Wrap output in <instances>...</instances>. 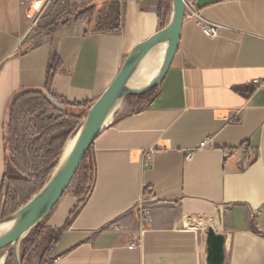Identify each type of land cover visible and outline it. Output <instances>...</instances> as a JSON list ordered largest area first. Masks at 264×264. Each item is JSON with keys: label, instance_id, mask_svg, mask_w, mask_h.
<instances>
[{"label": "crops", "instance_id": "0c3cea01", "mask_svg": "<svg viewBox=\"0 0 264 264\" xmlns=\"http://www.w3.org/2000/svg\"><path fill=\"white\" fill-rule=\"evenodd\" d=\"M31 1L0 0V192L12 96L45 88L56 64L51 93L93 104L171 16L170 8L162 27L160 0H66L115 3L118 28L100 30L97 15L40 34L25 14ZM200 19L217 24L218 36H205ZM254 80H264V0H187L155 97L94 141L95 184L78 214L70 220L71 191L43 221L55 234L51 264H207L209 228L226 238L223 264H264V87Z\"/></svg>", "mask_w": 264, "mask_h": 264}, {"label": "rangeland", "instance_id": "374dc122", "mask_svg": "<svg viewBox=\"0 0 264 264\" xmlns=\"http://www.w3.org/2000/svg\"><path fill=\"white\" fill-rule=\"evenodd\" d=\"M105 2L106 1H101L102 9H98L97 3H89L77 8H71L66 0L55 1L45 10L41 19L38 21L36 26L33 27V31L40 34L50 33L57 24L70 21L75 17L88 20L89 18L93 19L97 15H99L98 20L104 24L102 29H110L119 23V8L115 5V3H110V1L107 2L108 6L106 7L104 4ZM91 105L92 103L89 104V106ZM139 107L140 103H138V101L126 97L117 107L110 121L114 120V118L122 112H125V110L136 111ZM82 111V109H70V112L74 113ZM9 121L10 117L9 113H7L5 121V130L8 141L6 167L7 177L3 188V196L1 200L2 204H4L6 200L9 189L12 191L20 189L21 195L24 194L22 196L25 197L24 200L27 202L36 193H38L40 191L38 190L41 186L40 183L42 184V182L48 177L49 179L51 178L54 170L60 162L67 142L76 134L82 124V121H80L78 124H74L71 128H62L64 117H62L58 112L54 111L52 108L38 109L35 115H25L19 121L17 127L18 137H16V141L19 143L20 150L19 152H13ZM64 135L67 140L61 150L57 162L54 163L52 159L49 161L52 155H50V153L53 151V146L57 144V142H59ZM85 157L65 193L71 191L75 192V190L81 186L80 184L84 174L82 164L83 162L90 163V149L87 151ZM46 170L47 172L51 170V174H49V176L46 174L45 176L42 175ZM14 180L18 182H13ZM6 218H3L0 222L4 221ZM25 238H31V243L25 248L24 252L21 251L20 246L21 264L52 263L51 247L55 238L54 233L45 231L42 223L37 230L34 229ZM5 253L7 257L4 264H16L13 247L1 250L0 256H3Z\"/></svg>", "mask_w": 264, "mask_h": 264}, {"label": "water", "instance_id": "95a60500", "mask_svg": "<svg viewBox=\"0 0 264 264\" xmlns=\"http://www.w3.org/2000/svg\"><path fill=\"white\" fill-rule=\"evenodd\" d=\"M187 0H171V16L167 26L147 40L139 43L129 54L120 72L104 93L90 106L82 120L77 140L67 159L58 164L49 181L26 204L9 215L4 221L14 224L0 235V251L13 247L16 264H21L20 246L30 234L49 215L53 207L64 195L77 173L87 151L110 123H106L124 98L130 95H143L158 87L163 81L172 59L177 52ZM166 43L162 65L157 75L141 88H129L128 82L144 57L155 47ZM48 100L58 108L64 105L46 92ZM60 163V162H59ZM207 264H223L225 260V236L209 228L207 232Z\"/></svg>", "mask_w": 264, "mask_h": 264}, {"label": "trees", "instance_id": "16d2710c", "mask_svg": "<svg viewBox=\"0 0 264 264\" xmlns=\"http://www.w3.org/2000/svg\"><path fill=\"white\" fill-rule=\"evenodd\" d=\"M171 0H160L159 3V9H158V16L161 21L162 27L165 26L166 17L170 11ZM119 15V13H118ZM119 23L106 30H114L118 28ZM97 27L100 30H103L104 24L101 23V21L98 22ZM56 64H53L51 67H49L48 74H47V84L45 88H28V89H22L19 92L15 93L12 98L10 99L8 106H7V113H9L10 117V128H11V145L13 152H19V143L16 141V137H18V124L19 121L25 116V115H35L37 113L38 109H45V108H52L54 111L58 112L62 117H64V121L62 122V128H71L74 124H78L80 121L83 120L84 116L86 115L88 109L90 108L89 102H75L70 103L64 100H59L54 94L50 91V85L54 78V75L56 74ZM46 92L49 93L51 96H53L55 99L59 100L65 108H58L55 105H53L47 98ZM156 89L151 90L150 92L143 94V95H130L128 98L135 99L140 103V107L136 111H143L153 98L155 97ZM82 109V112L74 113L70 112V109ZM6 113V115H7ZM49 121V119H48ZM67 138L64 135V137L57 142L52 148V152L50 153L51 158L55 162H57L59 155L61 153V150L66 142ZM7 136L5 133V145H6V167H7ZM50 157V156H49ZM86 158V157H85ZM53 168V167H52ZM82 170L84 172L81 186L75 190V196L78 199L77 206L75 207L74 211L70 215V220H72L80 211L81 207L84 205L87 197L90 195V193L93 190L94 184H95V177H96V165L93 160V157L91 155L90 163L83 162L82 164ZM51 174V170L47 172V170L42 174L45 176ZM6 171H5V179L4 183L0 192V220L3 218H6L7 216L13 214L16 212L25 202V197L21 195L20 189H15L14 191L10 190L7 192L6 200L4 204H2V196H3V188L5 186L6 181ZM49 177L45 179V181L40 183V187L38 190H41L42 187L45 185V183L48 181ZM13 182H18L14 180ZM27 200V199H26ZM29 200V199H28ZM69 220V221H70ZM43 222L38 224L34 229H38L40 225H42ZM33 229V230H34ZM55 239V238H54ZM31 243V238H25L21 243V251L24 252L25 248L28 247ZM24 256V255H23Z\"/></svg>", "mask_w": 264, "mask_h": 264}, {"label": "bare ground", "instance_id": "6f19581e", "mask_svg": "<svg viewBox=\"0 0 264 264\" xmlns=\"http://www.w3.org/2000/svg\"><path fill=\"white\" fill-rule=\"evenodd\" d=\"M166 47H167L166 43L160 44L154 49H152L144 57L141 64L139 65V67L137 68V70L135 71V73L133 74V76L130 78L128 82L129 88H135V89L141 88L145 86L146 84H148L157 75L162 65V62H163ZM111 117L112 115L108 117L106 123H109V121L111 120ZM78 132L79 130L67 142L64 148V151L62 153L59 164H62L67 159L68 155L70 154L77 140ZM13 224H14L13 220L0 223V235L8 231L12 227ZM6 257H7L6 253L3 256H0V264L5 263Z\"/></svg>", "mask_w": 264, "mask_h": 264}, {"label": "built area", "instance_id": "2783aa9c", "mask_svg": "<svg viewBox=\"0 0 264 264\" xmlns=\"http://www.w3.org/2000/svg\"><path fill=\"white\" fill-rule=\"evenodd\" d=\"M58 0H32L29 6L26 9V17L30 21L31 28L36 26L38 21L41 19L43 13L48 8L49 5ZM199 27L201 28L203 34L209 38H215L219 33V26L209 21L198 20L197 21ZM254 84H256L257 88L264 87V80H254ZM208 139V138H207ZM207 139L204 140L200 146L204 147ZM192 157V153L186 155V159H190ZM255 158V155L252 152L247 153V159L252 161ZM147 211L145 209L141 210V217H146ZM132 247V246H131Z\"/></svg>", "mask_w": 264, "mask_h": 264}]
</instances>
